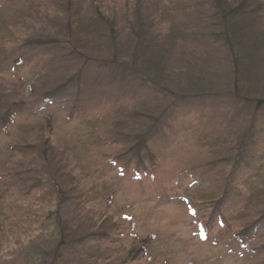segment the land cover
I'll return each mask as SVG.
<instances>
[{
  "label": "rangeland",
  "instance_id": "1",
  "mask_svg": "<svg viewBox=\"0 0 264 264\" xmlns=\"http://www.w3.org/2000/svg\"><path fill=\"white\" fill-rule=\"evenodd\" d=\"M222 1L235 57L214 0H0V264H264V0Z\"/></svg>",
  "mask_w": 264,
  "mask_h": 264
},
{
  "label": "trees",
  "instance_id": "2",
  "mask_svg": "<svg viewBox=\"0 0 264 264\" xmlns=\"http://www.w3.org/2000/svg\"><path fill=\"white\" fill-rule=\"evenodd\" d=\"M243 6L238 7V8H230L228 7L226 4L223 3L222 0H214V9L217 12V15L219 16L220 20H221V26L220 29L217 30V33H214L213 36L215 38H221L222 42L224 43V46L228 47V50L230 53H232V55L235 54V48H234V42L236 41L235 39H233V32H234V28L236 27L237 22L239 21V19H241V17H244L246 15H248L246 12L242 11ZM100 16V14H99ZM102 17V16H100ZM219 20V21H220ZM108 24V22H107ZM110 25V23H109ZM141 27L138 28V31L135 33L136 36V48L138 47H142V39H141V32L140 29ZM111 31L112 28H111ZM233 40V46L231 43H229L230 41ZM50 42V41H49ZM142 42V43H141ZM33 44V43H32ZM35 44L40 47V46H47V45H51L48 42L45 43H40L39 41H36ZM35 46V45H33ZM239 50V49H238ZM238 58H242V56H244L243 53V49H240L238 52ZM235 57V55H234ZM241 61V60H240ZM110 64V65H109ZM109 65V70L112 67L111 63H108ZM129 70V71H128ZM128 70H123V74L122 77L123 78H132L131 76H133L132 73H134L135 71L132 70V68L130 67V69ZM111 71H113V69H111ZM150 72H152V69L150 70ZM134 77V76H133ZM148 82L151 81L150 79L147 80ZM79 82V81H78ZM77 82V85L79 84ZM144 82V81H143ZM71 83V82H69ZM144 85H148L147 82L145 81ZM67 84H65V86H61L56 88L55 90L51 91V92H47L44 94V100L47 101H51V100H55L56 98H59L60 96L62 97V91L66 88ZM154 86V87H153ZM149 88H153L152 90L158 89V87L153 84L151 86H149ZM240 100V99H239ZM238 101V99L236 100ZM241 101V100H240ZM246 101V100H244ZM250 105L253 106L254 110L259 111L260 112V119H264V100L262 99H253L251 100ZM240 106L243 107L242 103H239ZM249 105V102L247 104H245L244 106ZM25 110L24 108V104L19 102V103H14L11 105H8L7 107L4 106V103H2V100L0 98V125L2 126V128H6L8 126V124L10 123V121L12 120V118H14L15 114L18 112H23ZM9 120V121H8ZM156 126V124H155ZM165 132V128H152L149 129L148 131L144 132L143 134H141V136H139V140L138 142L134 145V147L132 148L134 151V154L137 156V163L138 165L142 166L143 170H147L146 167L142 164V161L140 160V155L141 152L144 151L146 153L147 156V160L149 163H151L150 167H154L155 166V160L153 157V154L150 152V147L148 146L149 142L157 137L162 136L161 134ZM245 145H246V141L245 138L239 143L238 149H237V153H235L234 155H232L233 160H235V165L237 164V162L241 159V157L244 154V150H245ZM220 203V201H219ZM218 204V202H217ZM261 220L264 219V216L260 217ZM260 222V220H259ZM62 241L61 243H59L56 248H55V252L56 253H60L61 248L63 250V245ZM62 252V251H61Z\"/></svg>",
  "mask_w": 264,
  "mask_h": 264
}]
</instances>
